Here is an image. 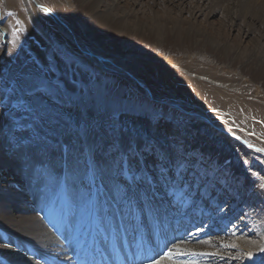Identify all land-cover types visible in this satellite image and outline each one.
Returning a JSON list of instances; mask_svg holds the SVG:
<instances>
[{"label":"rangeland","instance_id":"obj_1","mask_svg":"<svg viewBox=\"0 0 264 264\" xmlns=\"http://www.w3.org/2000/svg\"><path fill=\"white\" fill-rule=\"evenodd\" d=\"M112 1L97 0L100 6ZM198 1L119 0L117 14H138L126 26L130 35L120 40L110 28L100 29L79 0H0V163L8 168L9 161L15 163L51 234L60 230L61 237L54 236L67 239L63 246L92 210L106 247L111 238L106 205L123 240L119 244L128 242L125 231L132 227L133 240L140 227L152 238L164 227L165 239H177L162 242V251L189 250L180 256L185 263L264 264V238L258 237L255 220L264 214V75L256 79L245 63L253 54L264 60L262 25L223 23L221 7L208 17L204 9L192 19L190 11L202 4ZM36 3L67 26L70 20L87 24L98 35L99 48L85 37L81 42L95 49L106 66H125L133 79L90 63ZM165 9L169 13L163 16L173 18L165 26L171 29L180 15L186 28L195 22L205 35V48L198 42L181 51L169 40L158 43L142 34L141 26L155 29L142 13L156 17ZM136 20L139 30L132 27ZM204 23L218 38L199 28ZM224 45L235 62L217 55ZM105 48H118L127 57ZM56 204L60 211L46 209ZM145 217L147 229L140 221ZM237 237L255 238L260 247L245 251ZM163 258L159 254L151 264Z\"/></svg>","mask_w":264,"mask_h":264},{"label":"bare ground","instance_id":"obj_2","mask_svg":"<svg viewBox=\"0 0 264 264\" xmlns=\"http://www.w3.org/2000/svg\"><path fill=\"white\" fill-rule=\"evenodd\" d=\"M118 1L119 0H114L112 1V4L105 5V6H100L97 0H79V3L81 4L82 8L84 7L85 10L89 12V16L92 18V20L95 21V24L98 25L100 29L110 28L112 31L113 37L116 39L117 38L120 39L121 37H124V35H130L129 32L131 30H129L126 26H128L129 22H131L130 20L136 19L138 14H136L137 11L135 12V10H133V12L123 11L124 13L117 14L119 10L118 7L121 6ZM198 2L202 3L198 5V9H193L192 11H190L191 12L190 17L192 19L194 17H200L203 11H205L206 9H207V15L205 17H208L212 15L213 13L215 14L216 10H218V8L221 7L220 10L222 13L223 23L225 22V23H229L233 25L234 21L238 20V21H241L242 24H244L245 26L249 28H253L256 26L257 23H259L262 25V32L260 33L261 35L260 38L264 37V0H199ZM36 5H39V4L36 3L35 6ZM179 5L182 6L181 4ZM55 9L59 11L56 5H55ZM29 10L31 11V9ZM40 10L43 14L50 16L49 18H51V20L54 22L57 30L61 33L63 38L66 39L68 43L70 44L73 43L78 48L79 52H81L84 56L88 57L90 63L91 62L95 63L96 67L102 70H105V71L107 70V73L109 71V73L113 72L115 74L123 76L126 79H133L131 78L132 77L131 71L127 69L125 66H122V65L121 66L119 65V67L118 65L117 66H106L105 63L103 62V59L98 54L95 53L96 52L95 49L94 50L89 49L83 42H81L82 41L81 39L85 37L87 40L86 42H88L89 44L93 43L94 45H97L98 47L99 37L95 33L94 30L90 29V27L87 24L80 22L78 25V24H74L70 20L69 21L71 25L70 27V26H67L59 17H58L59 19L53 17L52 14H50L47 11L49 10L48 8L41 6ZM173 10L174 9H172V11ZM178 10L180 12L181 9H178ZM178 10H177V13H178ZM150 11H151L150 13H152L153 10L151 9ZM167 12L169 13V11L166 9L162 10V14H160V16L155 17L154 15L155 13L146 15L144 11L142 13L143 17L145 16L144 18L146 20H149L148 17H151L153 21L152 23L154 24L152 26L155 27V29L151 32L149 31V28L147 26L146 27L141 26V30L143 29L141 33L143 34L144 32H146L147 34L150 35V37H155V39H158L157 40L158 43L166 42L169 40L171 41L173 46L179 47V50L181 51H189L188 49L191 48V45H194L198 42H199L198 44L200 47L205 48V45H206V39L204 37L205 35L198 33V31L200 30H198V28L195 29V24H194L195 22L194 23L192 22V24H188L186 28L184 27L183 24L187 20L186 19L183 20L181 15L178 14L180 16H178V19L174 17L175 18L174 23H173L174 26L172 25L170 29L169 26H165V25H168V23H172L171 20H173V18L164 17L163 15L168 14ZM28 19L30 20V23L32 24V26H34L35 29L38 30L35 24V21H36L35 18H33L31 15L28 17ZM162 22H164V24ZM140 24H141L140 20L135 22L132 26L133 29L139 30ZM199 28L200 29L202 28L203 30L205 29L207 31L210 30V34H212L213 36L212 38L213 39L218 38L219 34L217 33L216 30H214V27L211 26L210 24L209 25L205 24L204 26L199 27ZM1 29L3 32L5 31V28L1 27ZM133 29L132 31H134L136 34V30H133ZM216 33L218 35H216ZM65 47L70 52L74 53L73 51L74 49L73 50L70 49L69 47H67V45H65ZM226 47L227 46L225 45L222 46L219 49V52L217 53V55L221 56V58L223 59L222 61H230V62L234 61L235 62V60H233L234 57L232 58V55L229 53ZM261 48L262 47H260V50ZM104 50L106 52H110V53L112 52L113 54L120 56V58L127 57V56H123L120 49L118 48L111 49V50L109 48H105ZM250 56L247 59L248 62L246 61L245 63L246 64L249 63L248 64L249 70L252 69L253 73L255 74V78L258 79L259 77L264 75V60L262 57H259L260 55L257 56L256 54H253L252 55L253 57H250ZM135 64H136L135 62H132L131 65L134 67ZM186 79L187 81H190V79L188 78ZM139 83H140L139 87H143L144 84L142 82H139ZM147 93L151 95L149 90ZM13 154L17 155L19 158L21 156L24 157L23 154H20L17 152ZM2 156L4 157V155ZM22 162L23 161L20 160V164ZM222 162H224V159L222 160ZM8 163L11 166V168H8L7 166L0 163V226L2 227L0 230V264H105L104 261L102 262V259L105 257H103V248L101 247V245L95 242V240L89 236V233H87V236L82 234V232L85 229L86 230L88 229L87 230L88 232L89 228L90 227L92 228L93 224L94 225L96 224V218L91 216V213H90L86 219L87 222H84L83 224L81 223V225L78 222L77 226L75 227V231L71 232V237L68 238V241H69L68 246L70 247L69 249L65 248L64 246L66 245L63 246L62 240L58 239L56 236H54V234H51L52 230L49 224H47L46 222H43L42 216H41L42 214L41 212H43V210L41 208L38 209L40 206L39 203L36 201L34 202L30 200L28 195L26 194V188H27L26 186L28 185L23 184V182L21 183L22 178L20 176V172L18 173L17 172L18 170L15 169V166L13 167L15 163L13 161L11 162L9 161ZM48 206L46 209L53 210L54 213L62 209L60 206H57V204L55 206L52 205V207L51 206L48 207ZM44 207L46 206H43V208ZM47 210L45 212H47ZM56 216L57 215H55V217ZM81 217L82 216H80V218ZM255 218H256L255 220H257V222L259 223L257 225H259L260 227V233H258V237L260 239H263L264 238V214L260 216H255ZM57 219L59 220V218ZM125 234H126V231H125ZM117 236H121V235L118 234ZM101 238L102 237L100 236V240ZM63 240H67V239L64 238ZM193 240H196V238H193L191 241ZM120 241H123V240L120 239ZM106 242H107L106 246L108 247L109 240ZM235 242L240 248L248 252H253L252 250L258 249L260 247L259 242L255 238L249 239L245 237H237L235 238ZM121 246H123V256L122 254L118 255L117 263L127 264L129 261H132V258L127 261L124 260V259H129L130 256H128L127 254L128 251L126 250L125 244L124 245L121 244ZM182 246H184L186 249H190V250L192 249V247L187 244H184ZM150 249L151 248L148 249V252L144 254V256L142 255H139V256L142 257V259L144 260L150 259L149 257ZM170 249L168 250L169 253L167 254H165L166 252H163V251L159 252L158 250L157 251L155 250V252L157 253V254L155 253L156 255L159 256L160 254L166 258H163L159 262H156L153 264H157V263L158 264H194V263H187V262L185 263L182 261V259H180L181 257H184L186 255L185 253L189 250L174 251ZM96 252L98 253V256L93 258L94 256L93 254ZM131 252H132V249H131ZM84 253L85 255H83ZM156 255H155V258H157ZM139 256H136V258ZM177 257H178V260L176 259ZM133 263H135V260L132 261V264Z\"/></svg>","mask_w":264,"mask_h":264},{"label":"water","instance_id":"obj_3","mask_svg":"<svg viewBox=\"0 0 264 264\" xmlns=\"http://www.w3.org/2000/svg\"><path fill=\"white\" fill-rule=\"evenodd\" d=\"M36 6H38V8L41 9V6H40V5H36ZM47 11H48L50 14H52L53 17L59 19V18H58L53 12H51L50 10H47ZM53 17H52V18H53ZM136 82L139 83V81H136ZM139 85H140V83H139ZM146 92H148V90H146ZM150 98H151V97H150Z\"/></svg>","mask_w":264,"mask_h":264},{"label":"snow or ice","instance_id":"obj_4","mask_svg":"<svg viewBox=\"0 0 264 264\" xmlns=\"http://www.w3.org/2000/svg\"><path fill=\"white\" fill-rule=\"evenodd\" d=\"M260 251L264 252V247H262V248L260 249Z\"/></svg>","mask_w":264,"mask_h":264}]
</instances>
